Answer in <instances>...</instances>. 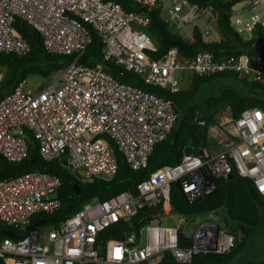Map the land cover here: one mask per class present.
I'll use <instances>...</instances> for the list:
<instances>
[{
	"label": "built area",
	"instance_id": "1",
	"mask_svg": "<svg viewBox=\"0 0 264 264\" xmlns=\"http://www.w3.org/2000/svg\"><path fill=\"white\" fill-rule=\"evenodd\" d=\"M235 4L230 24L237 32L248 36L256 24L264 26V0ZM153 7L160 8L164 21L176 31L186 23L193 28L201 20V32L209 35L217 21L211 4L194 0H0L1 52H29L30 43L12 25L19 16L38 31L47 51L72 55L42 87L27 90L21 80L0 97V155L22 160L29 155L32 136L44 160H62L82 180L111 179L118 167L114 148L130 168L147 166L154 144L174 124L173 101L119 81L98 64L80 61L91 30L100 38L104 59L160 88L179 89L187 72L210 76L233 71L264 81L262 55L240 52L215 58L200 50L189 56L170 46L155 56L159 44L147 30ZM196 122L206 131V141L196 153L183 151L179 161L150 171L134 190L85 200L54 224L28 228L34 215L53 213L61 206L57 175L33 168L0 179V221L22 231L18 238L0 235L3 264H155L164 253L189 263L198 252L229 251L235 235L214 219V212L188 217V227L159 219L170 214L175 181L193 201L215 188L212 178L237 172L264 195V110L250 106L237 117H199ZM154 207L158 214L137 227L120 226L139 209Z\"/></svg>",
	"mask_w": 264,
	"mask_h": 264
},
{
	"label": "trees",
	"instance_id": "2",
	"mask_svg": "<svg viewBox=\"0 0 264 264\" xmlns=\"http://www.w3.org/2000/svg\"><path fill=\"white\" fill-rule=\"evenodd\" d=\"M200 5L211 4L218 12L217 27L221 33L218 39H208L198 24H194L191 37H184L164 21L160 8L153 7L148 11L147 30L157 40L159 50L155 56L161 55L168 47L175 46L185 55L192 56L200 50L210 51L215 58L240 52L252 56L264 57V26L256 24L251 34L245 36L237 32L230 24L232 5L240 0H194ZM129 4V1H125ZM134 9V5H128ZM12 25L30 43V50L24 55L0 51V97L12 89L19 81L30 73L48 76L67 63L72 55L47 51L38 31L29 23L15 16ZM91 41L82 53L80 61L89 65H100L119 81L131 83L145 90L172 99L177 113L174 124L167 136L154 144L148 157L146 167L132 169L123 155L114 148L117 158V171L109 180L94 178L82 180L76 173L62 164L60 159L44 160L38 153L35 140L28 138L29 155L20 161H10L0 155V179L14 176L33 168H39L55 174L60 179L59 196L61 206L53 213L39 212L34 215L28 228H39L50 225L58 219L74 212L81 203L92 198L104 199L122 189L134 190L136 183L148 176L155 168L180 160L186 146L199 147L206 141L205 127L199 125L197 118L214 120L218 112L229 109L232 117H237L246 107L257 106L264 110V81L248 80L233 71H224L210 76L190 74L187 87L171 91L144 81L139 74L127 70L112 60L102 56V43L94 31H90ZM35 157L37 160L32 161ZM215 188L189 201L182 192L178 182H172L170 188V206L173 212L189 218L207 213L225 210L224 225L235 235V245L227 252H198L189 263L175 261L169 253H164L155 264H201L205 261H223L241 248L246 236L264 212V195L256 190L252 180L233 172L229 177L212 178ZM76 187H79L77 193ZM158 207L141 208L129 220L120 224L123 227H137L142 221L158 214ZM162 219H159L160 222ZM116 236L119 233L113 232ZM22 231L5 225L0 221V235L18 238ZM0 264L3 259L0 257ZM248 264H264L263 260L250 261Z\"/></svg>",
	"mask_w": 264,
	"mask_h": 264
},
{
	"label": "rangeland",
	"instance_id": "3",
	"mask_svg": "<svg viewBox=\"0 0 264 264\" xmlns=\"http://www.w3.org/2000/svg\"><path fill=\"white\" fill-rule=\"evenodd\" d=\"M238 6H240L239 3L235 4V8H237ZM162 15L166 16V9H163ZM196 22L199 25L202 24L201 20H197ZM191 30H192V23H186L181 28H179L177 31H178V33H180L184 37H190ZM220 37H221V33H220V31H219V29L217 27V24L215 23V24H213L211 26V33L209 35H206V38H208V39H218ZM51 74L48 75V76H42V75H40L38 73H30V74H28L26 76V78L24 79L25 80V82H24L25 89L33 90L35 88L41 87L42 85H45L48 81H50ZM189 82H190V74L187 72L184 75V77L182 78V80L180 81V87L181 88L187 87ZM217 115H220L223 118L231 116L228 108H225L224 110L218 112L216 114V116ZM216 116H215V119H216ZM169 213H170L169 215H167L165 218H163L161 220L162 223L171 224V225L182 224L184 227H188V224L186 223L187 220H185V219H188L187 216L182 215V214L177 213V212H173V211H170ZM197 216H194L193 219L196 218ZM214 219H216L218 221L221 220V222H223V224H224V221L226 220L224 208H221L218 211L214 212Z\"/></svg>",
	"mask_w": 264,
	"mask_h": 264
},
{
	"label": "water",
	"instance_id": "4",
	"mask_svg": "<svg viewBox=\"0 0 264 264\" xmlns=\"http://www.w3.org/2000/svg\"><path fill=\"white\" fill-rule=\"evenodd\" d=\"M135 8L137 5L134 6ZM185 152L196 153L197 147L186 146ZM36 161L35 157L31 158ZM79 193V187H76ZM264 259V212L259 216L255 225L250 229L246 236L245 244L234 252L229 258L223 261H205L201 264H248L250 261H257Z\"/></svg>",
	"mask_w": 264,
	"mask_h": 264
},
{
	"label": "crops",
	"instance_id": "5",
	"mask_svg": "<svg viewBox=\"0 0 264 264\" xmlns=\"http://www.w3.org/2000/svg\"><path fill=\"white\" fill-rule=\"evenodd\" d=\"M42 86H43V85H42ZM42 86H41V87H42ZM39 88H40V87H39ZM171 211H172V210H171Z\"/></svg>",
	"mask_w": 264,
	"mask_h": 264
}]
</instances>
